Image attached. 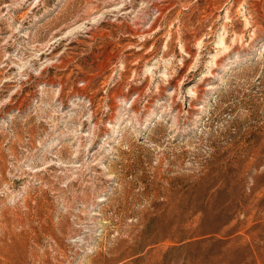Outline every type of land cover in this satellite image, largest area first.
I'll list each match as a JSON object with an SVG mask.
<instances>
[{
	"label": "rangeland",
	"instance_id": "374dc122",
	"mask_svg": "<svg viewBox=\"0 0 264 264\" xmlns=\"http://www.w3.org/2000/svg\"><path fill=\"white\" fill-rule=\"evenodd\" d=\"M0 264H264V0H0Z\"/></svg>",
	"mask_w": 264,
	"mask_h": 264
}]
</instances>
